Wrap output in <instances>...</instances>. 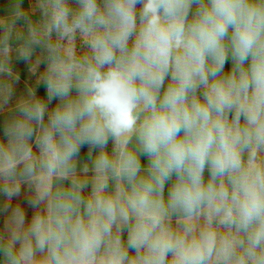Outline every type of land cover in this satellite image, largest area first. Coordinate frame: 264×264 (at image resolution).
I'll list each match as a JSON object with an SVG mask.
<instances>
[{
    "label": "clouds",
    "instance_id": "obj_1",
    "mask_svg": "<svg viewBox=\"0 0 264 264\" xmlns=\"http://www.w3.org/2000/svg\"><path fill=\"white\" fill-rule=\"evenodd\" d=\"M0 264H264V0L0 5Z\"/></svg>",
    "mask_w": 264,
    "mask_h": 264
},
{
    "label": "crops",
    "instance_id": "obj_2",
    "mask_svg": "<svg viewBox=\"0 0 264 264\" xmlns=\"http://www.w3.org/2000/svg\"><path fill=\"white\" fill-rule=\"evenodd\" d=\"M6 2V0H0V5H3Z\"/></svg>",
    "mask_w": 264,
    "mask_h": 264
}]
</instances>
